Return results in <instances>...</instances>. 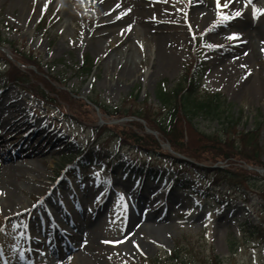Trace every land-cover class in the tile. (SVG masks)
<instances>
[{
    "label": "rangeland",
    "instance_id": "rangeland-1",
    "mask_svg": "<svg viewBox=\"0 0 264 264\" xmlns=\"http://www.w3.org/2000/svg\"><path fill=\"white\" fill-rule=\"evenodd\" d=\"M104 1L0 0V41H9L0 42V82L3 74L9 78L0 87V117L4 104L14 100L44 127L35 138L23 127L0 130V264H148L149 257L168 263V251L175 248L188 264L207 263L213 254L221 264H264L261 166L254 168L257 176L243 171L247 162L240 158L198 160L171 153L165 143L160 158L150 157L151 150L133 149L131 142L120 149L118 137L105 128L137 130L132 112L153 113L158 84L168 80L172 86L200 50L203 88L222 92L239 116L230 133L261 120L264 151V0H130L120 9L129 21L102 36L98 45L104 49L95 50L91 38L100 35L94 29L110 22L89 28L88 15ZM145 7L150 12H139ZM157 7L158 14L146 15ZM230 34L237 35L228 39ZM22 53L38 61L40 75L48 77L40 82L28 74L44 93L17 79L25 77L19 72L37 69ZM86 56L94 61L89 73L78 70ZM126 65L132 73L122 72ZM68 94L76 100L69 101ZM89 97L116 114L95 107ZM142 123L139 131L148 132ZM196 126L208 135L224 133L223 124L208 118H197ZM48 131L61 135V142L42 143ZM96 134L98 145L115 159L112 167L109 156L89 160L93 164L71 177L68 162L80 158ZM21 146L26 150L17 152ZM33 149L40 151L28 154ZM178 157L196 166L174 163ZM138 162L159 173L153 178L147 169L152 178L139 182L125 172ZM8 163L21 167L11 174L19 201L5 209L2 164ZM87 244L90 259L84 261L78 256Z\"/></svg>",
    "mask_w": 264,
    "mask_h": 264
},
{
    "label": "trees",
    "instance_id": "trees-1",
    "mask_svg": "<svg viewBox=\"0 0 264 264\" xmlns=\"http://www.w3.org/2000/svg\"><path fill=\"white\" fill-rule=\"evenodd\" d=\"M0 42L1 44H5L9 41L3 39ZM22 55L24 54L22 53ZM24 56L29 58L30 61H34L37 69L28 68L27 70L29 71L27 72H19V74L25 77H17V79L20 80L19 82H23L22 85L28 87L32 92H35L36 94H39L40 92L44 93L43 89L39 88V85L34 84L30 80L28 74L32 73L34 78L40 82L42 78L48 82V77L40 75L39 70L41 66L38 61L32 59V56ZM93 66V59L90 56H86L78 70L81 69L85 73H89L93 69ZM14 70L17 71V69ZM205 71L206 63L203 61V56L199 50L195 55V60L186 65L185 71L172 86L169 85L168 80L162 81L158 84L156 96L159 106L153 113H145L142 110L132 112V115L135 116L137 130L133 131L132 129L127 128L126 125H105V128H107L106 130L112 132V134L115 135V138L118 137L120 141V143L118 142L119 148L124 146L123 142H131V144H133V149L137 148L140 150V148H142L144 150H151L148 151V156L151 157L153 154L157 158H160V155L157 152L162 150V143H168L171 153H181L186 157H192L198 160L203 157L216 161L219 158L227 160L240 158L247 162L245 168H243L244 172L259 176L254 168L248 167H256V165H258L264 168V159L262 158L264 156V151L260 144L262 121L257 120L256 125L249 130L240 131L236 133V135L231 134L229 128H232L233 125L238 123L237 119L239 116L233 111V104L227 101V98L222 92L209 91L203 88ZM3 75L1 77L4 81H1V83L9 82V78L4 77ZM62 82L64 83L63 80ZM48 86L53 87L49 83ZM68 97L71 102L76 100L75 96L73 98L68 94ZM44 98L47 97L45 96ZM89 99L98 107L104 108V105L99 100L93 97H89ZM49 104L58 107L53 101L49 102ZM105 111L106 113L109 112L108 114H116L115 112L107 111L106 109ZM124 115H127V113H124ZM199 117L208 118L210 121H216L219 124H223L224 135L221 134L219 130L215 132V136L212 135L214 133L208 135L199 131L196 126V120ZM142 122L156 133L149 131L141 133L139 130L144 129ZM117 129H121L122 131H118ZM233 139L240 140L243 145L232 144ZM99 140L100 136L96 134V138H94L89 145L81 151L83 154L81 159L83 161L85 160L86 162L88 158L94 159L95 157H102L103 154H105L104 146L98 145ZM215 144L220 145L218 146ZM204 153H211L213 157H209ZM167 156V158H171L172 155ZM80 163L85 164L84 162ZM174 163L181 164L182 166H196L190 165V161L186 158H179L174 161ZM76 164H79V160L74 163V166ZM201 167L207 169L206 167L208 166ZM142 168L144 167L140 166V164L130 167L132 172L139 170V174L143 177L145 173ZM145 169L152 171L149 165ZM212 170L229 171L230 169L213 167ZM262 178H264V176ZM261 238L264 240V232H261ZM180 252L181 250L179 248L169 250L168 255L165 258L169 261L168 263L166 261H161L160 257H149L147 261L148 264H188L187 261L180 257ZM200 264H221V258L217 254H213V257L209 262Z\"/></svg>",
    "mask_w": 264,
    "mask_h": 264
},
{
    "label": "bare ground",
    "instance_id": "bare-ground-1",
    "mask_svg": "<svg viewBox=\"0 0 264 264\" xmlns=\"http://www.w3.org/2000/svg\"><path fill=\"white\" fill-rule=\"evenodd\" d=\"M24 1H27V0H24ZM111 2H112V0H108V2L104 1L102 3H99L98 6H96V12L92 13V14L90 13L88 15V19L90 20L89 24H88L89 28L92 27L95 22L100 23L101 21H104V20H105V23L110 22L109 25L107 24L106 26L101 27V28H98L100 26H98V27L96 26V29H94V33H98V35H100V37L98 39H95L94 37L91 38V45L95 50H101V48H103L102 42H101V44L98 45V43L102 40V36L106 35L107 33L109 34L113 31H115L116 26H118L120 24L123 25L126 23V21H129V17H130L129 13H123V11H121L120 9L123 7L124 4H127V2H130V0H116L112 3ZM17 3L21 4V0H17ZM135 10H138L137 6H136ZM139 12H142L145 14L146 12H150V11H149V9H147L145 7V8H141ZM159 12H160V9L157 7L151 13H147L146 15H150L152 13L158 14ZM97 18H100V19L95 21V19H97ZM135 18L137 20H139L138 17L136 16V14H135ZM102 25H104V24H102ZM248 54L249 53L245 54L246 58H248V56H249ZM131 71L132 70L130 68V65L129 66L126 65L122 70V72L125 74L132 73ZM4 107L6 108V110H5L4 114L0 117V130L2 128H5V127H12V128L23 127L24 129H29L30 135L32 134V136L34 138L38 134L41 133V129H43L44 127L37 125V123L30 117L27 110L25 109V107L22 104L18 103L17 101L11 100L9 102H6L4 104ZM53 132H55V131H53ZM52 137L54 138L53 140H51ZM61 139H62L61 135H56V133L50 134V132L48 131L45 134V136L42 138V143L48 142L50 144L51 143L57 144V143L61 142ZM23 148L24 147L21 146L17 150V152L21 153L22 151L26 150ZM39 151H40V149H33L32 151H29L28 154L35 155ZM9 156H10L9 159H13V157H14L13 154L12 155L10 154ZM2 166L4 168L3 172L6 171L5 173H7L6 183L3 187L1 186V188L3 189V192H4V194L2 196V204H3L5 209H8L12 205H14L15 203H18V201H19V197H18L17 191H16V182H13V178H12L11 174H12V171H14V170L15 171L20 170L21 167L19 165H17L16 163L2 164ZM81 212L84 213L83 209L81 210ZM89 213L90 214H88V216L91 217L92 212L90 211ZM145 217H147V216H145L144 214H141L139 218L144 219ZM136 219H137V216H133L131 218V223L133 224ZM90 245L87 244V246L85 248H83L84 250H82L79 253L78 257L83 259L84 261L87 259H90V258H88L89 251L91 248Z\"/></svg>",
    "mask_w": 264,
    "mask_h": 264
},
{
    "label": "snow or ice",
    "instance_id": "snow-or-ice-1",
    "mask_svg": "<svg viewBox=\"0 0 264 264\" xmlns=\"http://www.w3.org/2000/svg\"><path fill=\"white\" fill-rule=\"evenodd\" d=\"M262 11H264V10H262ZM228 17H225V19H227ZM130 27V26H129ZM234 35H237V34H230V36L228 37V39H231L232 38V36H234ZM133 243H134V241H133Z\"/></svg>",
    "mask_w": 264,
    "mask_h": 264
}]
</instances>
